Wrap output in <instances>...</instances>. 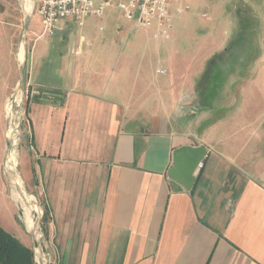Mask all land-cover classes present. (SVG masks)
<instances>
[{
    "label": "crops",
    "instance_id": "obj_1",
    "mask_svg": "<svg viewBox=\"0 0 264 264\" xmlns=\"http://www.w3.org/2000/svg\"><path fill=\"white\" fill-rule=\"evenodd\" d=\"M229 2L207 32L159 40L115 7L52 36L36 13L24 174L54 264H264V0ZM21 35L0 21L5 154ZM185 145L207 149L189 191L168 175Z\"/></svg>",
    "mask_w": 264,
    "mask_h": 264
},
{
    "label": "rangeland",
    "instance_id": "obj_2",
    "mask_svg": "<svg viewBox=\"0 0 264 264\" xmlns=\"http://www.w3.org/2000/svg\"><path fill=\"white\" fill-rule=\"evenodd\" d=\"M30 3L31 0H0V21H18L19 23V34H22V40L24 41L22 44L25 43L26 45V68L28 67L27 63H29L28 53L31 51L34 44V38L36 37L35 32L37 28L35 22L38 18L34 10V2L32 6L33 8L31 7L30 25L25 29V19L29 13L28 10L30 9ZM230 5L231 2H229V0H178L177 4L171 10L173 17L170 35L174 31H188L195 35L207 32L208 28L211 27V25H214V23L209 24L214 18H220V20L227 19L230 14ZM176 6L181 7L183 13H178L176 11ZM251 18L253 20L254 17L252 16ZM225 23L226 22L223 21V27L226 26ZM215 28L216 27H214V30ZM217 28H222V26L219 27V25H217ZM222 30L225 31L224 28H222ZM215 31H221V29ZM22 48H24V45ZM254 59L255 56H251L250 66H253ZM25 88L26 85L23 86L21 83L18 88L19 92L16 94L17 96L8 101V104H10L8 129L10 127V133L13 134L15 139L14 143H12L11 139L7 138L8 146L6 148L9 153L11 147L13 154L10 159L13 166L12 174L19 178L22 189L31 197L29 199L41 210V212L37 210L30 211L25 208L24 201L19 195L17 188L12 183L10 175H8V171L5 167L8 153L5 154L6 152L4 153V149L0 148V224L6 231L13 235L15 234L14 236H16L24 245L29 246L34 250L36 264H54L52 249L46 241L43 232L44 224L42 219L45 214L44 201L41 200L39 195L31 192L25 183L24 164L25 161L28 160L27 149L29 147L28 141H26L28 125L26 119V104L29 97L27 96ZM13 156H16V158ZM28 218L33 220L32 223L36 226L34 232L28 228ZM46 223L47 221L45 224ZM37 250L38 252H36Z\"/></svg>",
    "mask_w": 264,
    "mask_h": 264
},
{
    "label": "built area",
    "instance_id": "obj_3",
    "mask_svg": "<svg viewBox=\"0 0 264 264\" xmlns=\"http://www.w3.org/2000/svg\"><path fill=\"white\" fill-rule=\"evenodd\" d=\"M178 0H35V11L42 24L41 36H52L58 29L61 20L73 19L82 27L92 16H102L110 7H115L126 20L138 27L152 30L153 38L168 39L172 29V8ZM178 13H183L181 7L176 6ZM164 73V68H158ZM29 95H44L39 89L28 86ZM201 162L198 167H202Z\"/></svg>",
    "mask_w": 264,
    "mask_h": 264
},
{
    "label": "water",
    "instance_id": "obj_4",
    "mask_svg": "<svg viewBox=\"0 0 264 264\" xmlns=\"http://www.w3.org/2000/svg\"><path fill=\"white\" fill-rule=\"evenodd\" d=\"M31 20V16L27 15L25 19V29L28 28ZM31 54L29 53L28 67H31ZM28 67L23 68L22 81L24 84ZM207 155V149L205 145H185L178 147L173 152V166L169 170V177L172 181L177 183L181 188L189 191L196 179V172L200 168L199 164Z\"/></svg>",
    "mask_w": 264,
    "mask_h": 264
},
{
    "label": "trees",
    "instance_id": "obj_5",
    "mask_svg": "<svg viewBox=\"0 0 264 264\" xmlns=\"http://www.w3.org/2000/svg\"><path fill=\"white\" fill-rule=\"evenodd\" d=\"M45 208L43 216L44 232L45 222L48 219ZM0 264H36L34 250L24 245L16 236L6 231L0 224Z\"/></svg>",
    "mask_w": 264,
    "mask_h": 264
},
{
    "label": "bare ground",
    "instance_id": "obj_6",
    "mask_svg": "<svg viewBox=\"0 0 264 264\" xmlns=\"http://www.w3.org/2000/svg\"><path fill=\"white\" fill-rule=\"evenodd\" d=\"M34 0H31V3H30V9L28 10V15H30L31 14V7L33 6V4H34ZM33 8V7H32ZM20 99V98H19ZM19 103V102H18ZM9 108V107H8ZM14 117V116H13ZM10 118V117H9ZM10 139H11V142L12 143H14V137H13V134L12 133H10ZM13 149V148H12ZM14 153H15V151H14ZM12 151H11V147H10V151H9V153H8V159L6 158V164H5V167H6V170L8 171V175H10V179H11V181H12V183L15 185V187L17 188V191H18V193H19V195L22 197V199H23V201H24V204H25V208L27 209V210H37V211H39V212H41V210L39 209V208H37L36 207V205L29 199V198H31L30 196H28L26 193H25V191L22 189V187H21V184H20V180H19V178L16 176H14L13 174H12V169H13V166H12V162H10V159L12 158ZM15 155V154H14ZM14 157V156H13ZM14 158H16V156L14 157ZM17 160V159H16ZM22 201V202H23ZM32 221L33 220H30L29 218L27 219V224H28V228L32 231V232H34L35 231V228H36V226H35V224L34 223H32ZM35 236V235H34ZM39 236V235H38ZM40 250V249H39ZM41 251V250H40ZM36 252H38V250L36 251ZM39 254V253H38Z\"/></svg>",
    "mask_w": 264,
    "mask_h": 264
}]
</instances>
